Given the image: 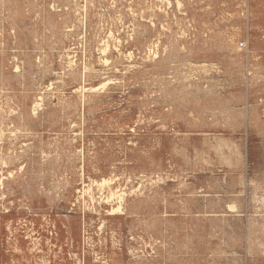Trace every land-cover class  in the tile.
Here are the masks:
<instances>
[{"label":"rangeland","instance_id":"rangeland-1","mask_svg":"<svg viewBox=\"0 0 264 264\" xmlns=\"http://www.w3.org/2000/svg\"><path fill=\"white\" fill-rule=\"evenodd\" d=\"M0 264H264V0H0Z\"/></svg>","mask_w":264,"mask_h":264}]
</instances>
